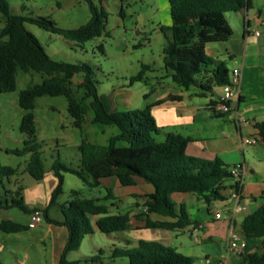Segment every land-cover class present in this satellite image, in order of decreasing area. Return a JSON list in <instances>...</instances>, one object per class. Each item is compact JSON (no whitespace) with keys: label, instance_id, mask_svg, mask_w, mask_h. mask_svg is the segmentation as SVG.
I'll return each instance as SVG.
<instances>
[{"label":"trees","instance_id":"1","mask_svg":"<svg viewBox=\"0 0 264 264\" xmlns=\"http://www.w3.org/2000/svg\"><path fill=\"white\" fill-rule=\"evenodd\" d=\"M92 14L88 24L72 30L59 28L47 18H26L10 11L8 0H0V13L6 24L0 31V94L14 92L17 87L18 71H35L47 78L41 84L31 86L20 93L19 105L26 111L20 130L26 134L22 149L8 150L7 153L24 157L29 155L25 172L35 181L43 180L45 166L36 140L35 106L36 99L43 96H64L68 100V112L74 119V126L83 129L86 109L83 102L93 99V124L116 127L119 133L110 138L106 146L94 144L84 139L80 146V167L70 168L55 161L52 169L59 179V185L52 194L49 206L56 203L62 194V171L75 174L91 187H99L104 179L115 178L123 187L136 185L140 178L154 188L147 195L146 228L182 231L193 225L184 205L178 206L171 198L175 193H192L207 205L213 201H224L223 185L231 180L230 169L221 159L206 160L186 154L189 139L177 134H166L164 141H158L160 131L152 108L133 111L107 110L100 98L98 87L92 78V68L86 64H71L53 60L44 50L38 39L30 33L25 23L29 22L48 32L63 36L69 41L84 44L101 37L106 31L107 14L99 10L90 0ZM171 24L162 27L165 37L163 49L164 69L173 82L183 89L200 86L198 77L211 69L212 77L203 85L205 90L211 85L225 86L230 81L227 65L211 58L206 47L209 44L225 42L233 35L227 13H239L252 8V0H168ZM132 78V82L142 81L145 70ZM83 75L78 85L84 91L79 99L73 95L72 79ZM171 99H180L172 96ZM214 103L210 104L213 108ZM258 134L264 142V121L256 123ZM122 142L123 145H118ZM19 170L5 166L0 158V209H18L31 214L36 209L44 212L50 223L65 225L69 229V239L59 264H66V256L81 246L84 238L93 233L89 216H99L96 225L104 234L123 232L128 229V214L111 215L109 207L99 200L75 197L64 212L66 220H52L47 210L31 209L24 200L22 188L6 191L5 181L18 176ZM109 195L112 190L108 189ZM107 199H109L107 197ZM151 214L168 217L171 221H153ZM0 228L7 234L29 230L28 226L11 220L2 221ZM243 234L248 240L264 239V205L249 213L243 224ZM103 254L102 250L99 251ZM248 264H264L263 253L242 254ZM118 259H128L127 264H194L195 259L178 252L177 248L156 241L140 240L135 246L126 242L125 246H113L110 263L103 257L89 258L84 264H117ZM0 264L3 262L0 260Z\"/></svg>","mask_w":264,"mask_h":264},{"label":"rangeland","instance_id":"2","mask_svg":"<svg viewBox=\"0 0 264 264\" xmlns=\"http://www.w3.org/2000/svg\"><path fill=\"white\" fill-rule=\"evenodd\" d=\"M99 10L107 14L105 21V33L96 39L84 44H78L65 39L63 36L48 32L29 22L25 23L26 29L32 33L40 42L46 53L55 61L86 64L92 68V78L96 83L100 98L108 109L125 111L124 105L131 100V110L139 109L144 104L143 93L151 89L168 87H179L173 82L164 69L163 49L165 37L161 31L162 27H169L171 24L170 7L168 0H90ZM10 11L13 14L26 18H47L54 21L59 28L72 30L88 24L92 14L88 0H8ZM256 13L261 10L264 13V0H254ZM231 14H235L231 12ZM245 17H243L244 21ZM6 24V18L0 13V31ZM143 66L150 67L145 70L144 79L132 82ZM47 76L35 71H18L17 87L14 92L0 94V156L5 166L16 168L19 171L25 169L29 156L19 157L6 155V149H22L26 134L20 130L22 118L26 111L19 105V96L25 89L41 84ZM170 78V79H169ZM83 75L78 74L72 79L71 89L73 95L81 98L84 91L78 87L82 82ZM161 83V84H160ZM210 94L207 96L194 97L199 103H207ZM93 99L82 101L86 112L84 114L83 129L74 126V119L68 112V100L64 96L52 97L43 96L36 99L34 110L36 123V140L40 146V152L44 166L49 171L55 161L67 165L70 168L80 167L79 146L86 139L90 143L106 146L111 137L119 133L113 126L93 124V111L90 103ZM158 141H164L165 135L157 136ZM118 145H123L119 142ZM26 179L30 177L27 173ZM65 176L64 193L59 201L66 207L67 212L70 202L75 198L74 192L79 198L99 200L100 204L109 206L112 214H127L132 208L134 199L127 197L126 202L118 210L113 206V200L106 199L108 188L105 186L91 187L84 183L72 173H63ZM22 175V174H21ZM19 175V176H21ZM149 186L153 188L150 184ZM134 187L115 188L120 194H126ZM181 194H176L174 200H179ZM192 193H188L185 203L186 209L194 219L204 222L211 230L213 240L208 233L201 232L202 243H197L189 229L182 231H167L149 229V236L158 237L157 232H163L165 241L167 235L172 237L170 246L177 248L181 254L197 255L208 254L213 264H218V256L225 250L227 245L228 225L224 220H214L215 213L220 212L222 216L229 217V207L233 201L216 200L207 205L204 200H195ZM173 200V199H172ZM263 205L258 198L257 203L248 204V212H254ZM15 212H19L15 209ZM22 214V213H20ZM24 215V214H22ZM26 216V215H24ZM90 227L93 234L87 235L78 250L68 253L66 260L73 258V264H84L80 261L90 258L103 257L105 263H110L111 250L113 246H119V242L101 233L95 224V218L89 216ZM26 223H23V225ZM42 224H45V220ZM236 232L242 233L239 226ZM143 233L146 236V233ZM39 230L36 235L41 236ZM170 233V234H169ZM113 235V234H112ZM127 236L134 237V233L127 231ZM162 239V238H161ZM145 241H156L160 238ZM261 243L256 245L258 253L264 251V239H258ZM251 244L255 240L249 241ZM166 245V244H165ZM99 247L103 254L95 250ZM43 249V253L40 249ZM46 249V253H45ZM50 245L41 244L39 249L34 250V259L39 258L43 263H51L49 258ZM205 260V258H204ZM117 264H127L128 259H118ZM59 264V263H58Z\"/></svg>","mask_w":264,"mask_h":264},{"label":"crops","instance_id":"3","mask_svg":"<svg viewBox=\"0 0 264 264\" xmlns=\"http://www.w3.org/2000/svg\"><path fill=\"white\" fill-rule=\"evenodd\" d=\"M255 7L254 0H252L251 9H246L243 12L235 14L227 13L226 19L233 30L232 37L225 42L209 44L206 47V52L211 58L226 63L229 74L234 68H239L241 71V89L237 97L230 103L231 112L222 113L210 107L211 103L216 104L224 91V86L215 85H211L208 90L204 89L203 85L212 77V74L209 73L211 69H208V73L205 72L198 77L200 86H193L189 89L173 86L167 89H151L150 92L145 90L143 93L145 99L144 104L139 108L146 109L151 106L152 114L156 119L160 134L163 133L166 135L172 133L188 138L190 141L186 148L187 155L206 160L219 158L230 166L237 164H244L246 166L247 173L242 186V206L244 210L234 214L235 202L230 198L232 181L228 180L224 183L221 192L226 198L224 201L230 199L234 202L233 206L228 208L230 216L225 218L222 216L220 220L214 217L216 221L224 220L227 222V238H229L233 223L234 230L239 226L242 232L240 234L244 236V220L251 213L247 209L249 203H257L259 198L263 201L264 205V142L259 137L256 128V123L264 121V13L261 10L256 13L253 10ZM243 17H245L244 21L242 20ZM257 33L260 35L257 36ZM208 94H210L209 101L205 104L194 100V97H205ZM172 96L180 97V99H171ZM131 103L130 99L125 103V111L131 110ZM106 108L110 112L118 111H112L107 106ZM241 119L247 120L248 124L239 122ZM255 136L259 137L256 146L242 144V140ZM8 150L6 149L5 151L6 155H9L7 153ZM63 173L70 172H61L64 180L62 194L64 193L65 185V176ZM26 175L28 174L24 169L19 171L18 176L6 179L5 190L13 192L22 188L25 203L31 209L36 207L42 208L43 210L46 209L48 216L52 220L64 222L66 220L64 212L67 211L64 205L68 203L63 204L59 201L62 194L57 198L54 205L49 206L52 194L59 185V179L53 169L51 168L47 171L45 168V176L41 181H35L31 176L27 180L25 178ZM101 186L112 190V195L108 193L107 197L113 200V206L118 210L126 202L127 197L135 201L134 203H131V201L129 203L132 204V206L130 205L132 210L127 213L130 217L128 229L123 232L105 235L119 242V246L122 247L125 246L126 242H131L135 246L140 240H156L158 238H160V242L163 244H170L172 241L170 235H167L165 241H162L165 238L163 232H157L158 237L149 236L150 234L147 232L149 229L146 228V208L144 204L147 201V195L152 194L154 188H151L149 184L140 178L136 179V185L129 186L136 189L129 190L128 193L123 195L115 191V188L119 189L121 186L115 178L102 180L99 187ZM176 194H181L178 197L179 200H174ZM187 195L185 193H175L171 198L178 206L184 205L186 207L185 200ZM191 197L197 201L200 200L196 195ZM18 211L15 212V209H0V224L2 221L11 220L22 225L26 223L24 225L28 226L30 214H25L20 210ZM109 212L111 215H115L111 213L110 208ZM189 215L193 225L187 229L193 232L195 225L201 224L203 226L201 232L208 233V237L212 241L213 235L211 230L205 226L204 222L194 219L191 213ZM93 217L95 218L96 224L100 217ZM150 218L153 221H171L170 218L157 214H151ZM44 220L45 224H42V222L35 229H29L19 233L7 234L0 228V260L3 264H48L43 263L45 261L42 262L39 258L37 260L34 259V250L39 249L41 244L46 246L47 243L50 245L48 254L51 260L50 264L60 263L69 239V229L65 225L50 223L45 217ZM36 230L40 231L41 236L36 235ZM127 231L134 233V237L127 236ZM145 232H147L146 236L143 235ZM252 240H255L253 244L249 242ZM252 240H248L247 252H259L255 247L261 242L258 239ZM197 243H202L201 237ZM95 250L100 251V248L95 247ZM40 251L42 252L43 249L41 248ZM183 255L193 257L195 259L194 264H213V260L208 254H205L204 257L202 255H197V257L190 254ZM89 258L87 257V259ZM219 258L220 256H218V264ZM231 260L232 264H248L242 255H234ZM66 264H73V258L68 259V263Z\"/></svg>","mask_w":264,"mask_h":264},{"label":"built area","instance_id":"4","mask_svg":"<svg viewBox=\"0 0 264 264\" xmlns=\"http://www.w3.org/2000/svg\"><path fill=\"white\" fill-rule=\"evenodd\" d=\"M256 35L259 36L260 34L257 33ZM240 89L241 71L239 68H234L230 73L229 83L224 86L223 94L213 106V108L222 113L231 112L232 109L230 103L233 101V99L237 97L238 93L240 92ZM240 121L244 124H248L247 120L245 119H241L239 120V122ZM259 137L255 136L253 138H246L242 140V144L256 146L258 144ZM230 172L232 175V190L230 192V198L235 202L234 214H236L244 210L242 206V186L247 170L244 164H237L230 169ZM215 219H222V214L220 212H216ZM43 221L44 212L41 209H36L33 211V213L30 214L28 228L35 229L40 226ZM233 224L228 238L227 248L225 252L220 255L219 264H232V256L245 254L248 250V239H246V237L242 234L236 232L233 228ZM202 228L203 226L201 224H197L193 229L192 236L194 237L196 242L200 241L199 234Z\"/></svg>","mask_w":264,"mask_h":264}]
</instances>
